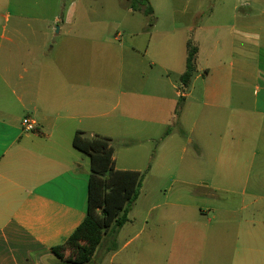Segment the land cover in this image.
<instances>
[{
  "label": "crops",
  "instance_id": "obj_1",
  "mask_svg": "<svg viewBox=\"0 0 264 264\" xmlns=\"http://www.w3.org/2000/svg\"><path fill=\"white\" fill-rule=\"evenodd\" d=\"M194 7L197 19L203 6ZM231 13L196 29L197 71L184 86L187 33H164L158 60L146 59L152 25L126 30V46L123 34L78 15L76 2L0 0V264H72L53 248L87 216L90 160L73 146L79 131L111 138L116 169L151 164L149 176L170 184L159 190L163 204L142 213L133 205L87 264H264V0H237ZM248 132L257 136L250 149ZM220 194L240 206L200 204Z\"/></svg>",
  "mask_w": 264,
  "mask_h": 264
},
{
  "label": "rangeland",
  "instance_id": "obj_2",
  "mask_svg": "<svg viewBox=\"0 0 264 264\" xmlns=\"http://www.w3.org/2000/svg\"><path fill=\"white\" fill-rule=\"evenodd\" d=\"M64 2L67 4L76 2L78 15H90L92 18H95L93 19V21L97 22V24L94 25L98 28L97 31H100L101 33H106L111 37H114L116 34L119 33L123 34L124 37L122 40L126 44V46H131L132 42H134V40H131L129 38L130 33H127L126 30L129 29V32H134L135 29L139 30L142 26L141 24L143 23H145V25H152L151 30L152 32H154L155 37L152 40L148 56H146L145 58L158 60V56H157L158 51L155 49V46L157 44L158 39L161 38V35H164V33H173L172 39H176V38L183 39L187 33V35L190 37L191 40L190 42L196 45L195 44L196 29L200 24H202V21L210 25V23L212 22L211 20L214 18V19H219L218 21L221 23H227L228 20L230 19V15L232 14L231 11L233 10L234 3L237 2V0H149L154 10L155 20L153 23L148 22V18L141 12L135 11V13H129L124 11L121 8V6H125L127 0H64ZM197 2L202 3L203 13H201V15L198 16L196 19L194 18L193 13L195 12V10H197L196 7H194V5ZM239 2L242 3L243 0H239ZM241 9L246 10L247 5L241 6ZM211 17L212 19H209ZM174 18H177L176 24L174 23ZM180 18L182 20L181 23H179L180 20H178ZM182 22L185 25L182 24ZM178 23L181 26L187 28V32H185L183 28L180 29L181 26L179 27ZM189 27L194 29L193 32L188 31ZM221 42L222 44L218 46L219 48H221V46H223V43H225L226 41L222 40ZM210 44L211 41H209L208 43L209 46L207 47L204 46L205 50H207L208 48L212 49ZM204 53L205 52L202 53L200 58V62L202 61V64H204L205 60L207 59V56ZM142 54H145L144 51L142 52ZM165 61L168 66L174 64V60L169 52H167V54L165 55ZM154 70L156 74L160 73L161 71L159 66H156ZM171 77L173 80L178 79L175 73H172ZM177 83L180 84V80ZM192 87L194 86L190 85V87L187 90H185V93H191ZM254 94H255L254 90L249 91L247 89L248 108H251L253 106ZM192 95L195 96V93L192 92ZM177 101L179 102L180 99H178ZM183 104L184 101L183 102L181 101L180 107H182ZM247 123L251 125L250 127H255L254 124L259 122L258 120H256ZM256 143H257L256 133L248 132L247 148L249 149L252 148V146H255ZM150 177L151 176H149V173L146 172L140 190V196L138 200L134 203V209L136 213H142L144 210L149 208L153 203L163 204L164 202L163 194L160 193L159 190L162 191L164 188L167 189L170 186V184L160 183L157 179ZM177 187L178 186H175V191ZM175 196L176 194L173 192L169 201L175 200L172 199ZM182 202H184L185 204H192L193 202L196 201L187 199ZM198 203H200V201ZM239 203L240 201L238 200L229 199L225 194H220L218 197L209 199L206 202L200 204L206 207L229 206V207L238 208V206H240ZM247 217L253 218L251 210L247 211ZM129 218H130V214H129ZM65 251H67L68 258L71 259L76 258L77 256L76 250L72 248H66Z\"/></svg>",
  "mask_w": 264,
  "mask_h": 264
},
{
  "label": "trees",
  "instance_id": "obj_3",
  "mask_svg": "<svg viewBox=\"0 0 264 264\" xmlns=\"http://www.w3.org/2000/svg\"><path fill=\"white\" fill-rule=\"evenodd\" d=\"M122 7L143 13L149 17L151 23L155 20L149 0H127ZM197 55L198 47L189 41L186 70L181 76L184 86L190 84L197 71ZM73 146L90 160L88 211L83 223L66 243L53 248V252L59 259H63L62 252L66 248H72L77 251V256L70 259V262L87 264L104 235L111 229L115 233L118 232L128 222L129 214L140 196L143 180L151 164L145 172L116 169L112 140L102 135L87 136L79 131L74 136Z\"/></svg>",
  "mask_w": 264,
  "mask_h": 264
},
{
  "label": "built area",
  "instance_id": "obj_4",
  "mask_svg": "<svg viewBox=\"0 0 264 264\" xmlns=\"http://www.w3.org/2000/svg\"><path fill=\"white\" fill-rule=\"evenodd\" d=\"M23 125L26 131L32 132L36 130V123L30 119H26Z\"/></svg>",
  "mask_w": 264,
  "mask_h": 264
}]
</instances>
